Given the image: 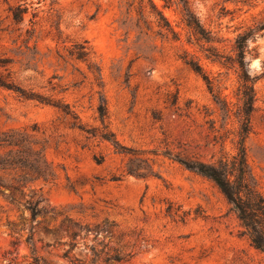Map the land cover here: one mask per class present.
Wrapping results in <instances>:
<instances>
[{
	"label": "rangeland",
	"instance_id": "374dc122",
	"mask_svg": "<svg viewBox=\"0 0 264 264\" xmlns=\"http://www.w3.org/2000/svg\"><path fill=\"white\" fill-rule=\"evenodd\" d=\"M258 25L246 146L264 195V0H0V132L34 133L56 171L33 183L48 202L33 222L0 194V264H264L218 186L184 163L219 156L215 95L236 102L242 70L213 58Z\"/></svg>",
	"mask_w": 264,
	"mask_h": 264
},
{
	"label": "trees",
	"instance_id": "16d2710c",
	"mask_svg": "<svg viewBox=\"0 0 264 264\" xmlns=\"http://www.w3.org/2000/svg\"><path fill=\"white\" fill-rule=\"evenodd\" d=\"M261 28V25L248 26L238 33L234 45L235 57L228 58L218 54L216 58H213V61L219 62L222 66L238 65L242 70L239 74L236 102L230 103L221 97L220 92L215 95V101L221 111L220 129H224V133L220 135L223 147L219 156L213 161L199 160V162L184 163L187 167L210 178L218 186L236 211L251 245L264 253V195L255 181L246 146V139L252 129L251 117L255 110V82L259 76L250 75L245 56L248 40ZM196 69L202 74L212 92L214 83L209 75L200 63L199 68ZM23 96L56 105L54 100H48L40 95L31 96L24 93ZM233 117L237 121L236 128L227 125ZM213 128L217 129L215 124ZM33 129H38L37 124H34ZM103 137L107 138L105 135ZM228 139L233 144V152L225 149L224 145ZM36 143H38L36 135L26 129L0 132V166L2 168L12 166L19 169L18 177H14L11 181L0 177V194H3L22 212L28 211V217H25L23 213L21 217L30 222L36 220L39 215L45 216L48 206L43 193L39 192L33 183L40 179L48 181L56 178V171L46 158L45 145L37 147ZM7 225L17 232V223L13 220H8ZM105 230L107 233L111 231ZM75 234L74 230L68 232L71 238Z\"/></svg>",
	"mask_w": 264,
	"mask_h": 264
}]
</instances>
